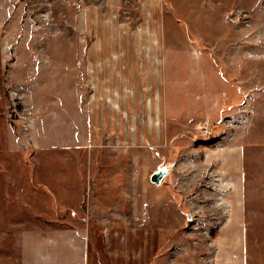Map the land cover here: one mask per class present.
I'll use <instances>...</instances> for the list:
<instances>
[{"label": "rangeland", "instance_id": "374dc122", "mask_svg": "<svg viewBox=\"0 0 264 264\" xmlns=\"http://www.w3.org/2000/svg\"><path fill=\"white\" fill-rule=\"evenodd\" d=\"M85 256L264 264V0H0V264Z\"/></svg>", "mask_w": 264, "mask_h": 264}, {"label": "bare ground", "instance_id": "6f19581e", "mask_svg": "<svg viewBox=\"0 0 264 264\" xmlns=\"http://www.w3.org/2000/svg\"><path fill=\"white\" fill-rule=\"evenodd\" d=\"M219 155H222V166H223V170L222 172L224 173V178L226 185L230 186L231 188H233V190H231L232 194H236L238 192V183L237 180L235 179V177L233 176V174L236 171V168H238V163L236 161L235 155H236V149H221L219 151ZM232 205V202H231ZM233 217L234 215L237 214V205L235 203H233L232 205V210H231ZM236 226V224H235ZM234 228L231 229L230 228V232L234 233ZM233 244L236 245V242L233 240Z\"/></svg>", "mask_w": 264, "mask_h": 264}, {"label": "water", "instance_id": "95a60500", "mask_svg": "<svg viewBox=\"0 0 264 264\" xmlns=\"http://www.w3.org/2000/svg\"><path fill=\"white\" fill-rule=\"evenodd\" d=\"M167 174L168 169H160L151 176V181L157 185H160Z\"/></svg>", "mask_w": 264, "mask_h": 264}, {"label": "crops", "instance_id": "0c3cea01", "mask_svg": "<svg viewBox=\"0 0 264 264\" xmlns=\"http://www.w3.org/2000/svg\"><path fill=\"white\" fill-rule=\"evenodd\" d=\"M82 264H99V263H97L96 261L95 262L94 261H91L90 258L87 259L86 256H85V258L82 260ZM100 264H103V263L101 262Z\"/></svg>", "mask_w": 264, "mask_h": 264}]
</instances>
